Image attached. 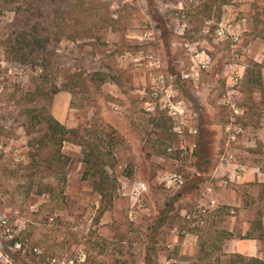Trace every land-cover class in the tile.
<instances>
[{
	"label": "rangeland",
	"instance_id": "1",
	"mask_svg": "<svg viewBox=\"0 0 264 264\" xmlns=\"http://www.w3.org/2000/svg\"><path fill=\"white\" fill-rule=\"evenodd\" d=\"M253 1L41 0L35 67L7 54L19 16L0 0V264H227L206 246L222 230L262 235L264 259ZM48 114L71 131L62 145ZM96 134L120 139L112 202L84 178L76 139Z\"/></svg>",
	"mask_w": 264,
	"mask_h": 264
},
{
	"label": "trees",
	"instance_id": "2",
	"mask_svg": "<svg viewBox=\"0 0 264 264\" xmlns=\"http://www.w3.org/2000/svg\"><path fill=\"white\" fill-rule=\"evenodd\" d=\"M7 4L13 6L16 16L15 22L10 26L7 44V54L13 60H22L27 63L32 62L36 67L39 61H49L46 55L48 38L40 36L37 23H32V9L41 8V0H5ZM152 2L153 0H148ZM230 0H223L222 6L228 5ZM14 5H16L14 9ZM250 19L255 23V33L258 37H264V0H254L251 6ZM14 27H17L16 31ZM15 31V32H14ZM264 64H254L246 69V79L250 78L251 71H256V77L249 79L256 89L264 91L262 70ZM252 77V74H251ZM44 123L48 127L47 139L49 142L64 144L68 141L71 131L64 126L55 117L48 114L44 118ZM76 142L85 148L83 163L85 164L84 178L93 180L94 186L101 195L103 201L112 202L116 190L114 181L110 178L109 173L105 170L107 158L113 155V150L120 144L118 137L103 139L100 136L92 135L90 140L85 141L77 138ZM234 236L226 230L220 231L215 236V241L207 243V247L216 245L217 250L223 251L225 240H230ZM243 239H262V235H255L251 230ZM207 247L205 248L207 250ZM228 258L227 264H264V259L259 257H249L244 255L223 254ZM218 264L222 262L219 258Z\"/></svg>",
	"mask_w": 264,
	"mask_h": 264
},
{
	"label": "crops",
	"instance_id": "3",
	"mask_svg": "<svg viewBox=\"0 0 264 264\" xmlns=\"http://www.w3.org/2000/svg\"><path fill=\"white\" fill-rule=\"evenodd\" d=\"M253 177L256 178V175ZM247 178L248 175H245L239 179H241V182H245ZM195 237L197 240L199 239L197 234H195ZM223 250L229 255L259 257V241L257 239H240L234 236L232 239L227 240L226 244L223 245Z\"/></svg>",
	"mask_w": 264,
	"mask_h": 264
}]
</instances>
